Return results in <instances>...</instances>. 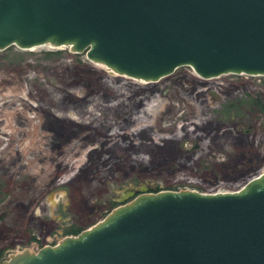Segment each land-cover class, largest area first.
Instances as JSON below:
<instances>
[{
    "label": "rangeland",
    "instance_id": "rangeland-1",
    "mask_svg": "<svg viewBox=\"0 0 264 264\" xmlns=\"http://www.w3.org/2000/svg\"><path fill=\"white\" fill-rule=\"evenodd\" d=\"M255 96L264 102V76L204 79L181 66L140 82L69 47L1 50L4 259L93 226L141 185L231 192L264 173Z\"/></svg>",
    "mask_w": 264,
    "mask_h": 264
},
{
    "label": "water",
    "instance_id": "water-1",
    "mask_svg": "<svg viewBox=\"0 0 264 264\" xmlns=\"http://www.w3.org/2000/svg\"><path fill=\"white\" fill-rule=\"evenodd\" d=\"M43 45L151 82L181 66L204 79L264 76V0H0V51ZM120 202L1 264H264V173L231 192L141 185Z\"/></svg>",
    "mask_w": 264,
    "mask_h": 264
},
{
    "label": "trees",
    "instance_id": "trees-1",
    "mask_svg": "<svg viewBox=\"0 0 264 264\" xmlns=\"http://www.w3.org/2000/svg\"><path fill=\"white\" fill-rule=\"evenodd\" d=\"M249 108L252 111L255 112H260V113H264V102L261 98H259L258 96H255L254 98L252 97L250 102H249ZM251 178V177H250ZM80 232V229H70L66 232V234H73L76 235ZM4 260V254H2V251H0V264L1 262Z\"/></svg>",
    "mask_w": 264,
    "mask_h": 264
},
{
    "label": "bare ground",
    "instance_id": "bare-ground-1",
    "mask_svg": "<svg viewBox=\"0 0 264 264\" xmlns=\"http://www.w3.org/2000/svg\"><path fill=\"white\" fill-rule=\"evenodd\" d=\"M94 63H96V62H94ZM96 64H99V65H102V66H104L103 64H100V63H96ZM105 68H107L106 66H104ZM108 69V68H107ZM109 70V72L112 74V75H119V74H117V73H115L114 71H112V70H110V69H108ZM121 76H123V75H121ZM132 79H134V78H132ZM137 81H140V82H151V81H144V80H139V79H136ZM153 82V81H152Z\"/></svg>",
    "mask_w": 264,
    "mask_h": 264
}]
</instances>
